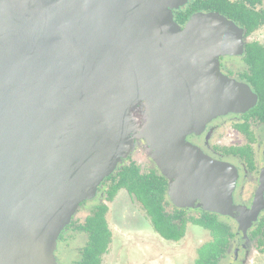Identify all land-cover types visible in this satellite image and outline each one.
Wrapping results in <instances>:
<instances>
[{
  "label": "water",
  "instance_id": "water-1",
  "mask_svg": "<svg viewBox=\"0 0 264 264\" xmlns=\"http://www.w3.org/2000/svg\"><path fill=\"white\" fill-rule=\"evenodd\" d=\"M188 0H0V264H57V240L142 141L179 207L228 216L245 236L264 208L233 203L236 171L186 137L257 103L219 71L243 29ZM145 108L142 125L132 113Z\"/></svg>",
  "mask_w": 264,
  "mask_h": 264
},
{
  "label": "trees",
  "instance_id": "trees-1",
  "mask_svg": "<svg viewBox=\"0 0 264 264\" xmlns=\"http://www.w3.org/2000/svg\"><path fill=\"white\" fill-rule=\"evenodd\" d=\"M263 2L264 0H189L184 8L173 12V17L175 23L180 27L184 26L194 14L217 13L243 28L245 35L249 36L264 25V14L256 11V7ZM241 62L245 66V70L240 75V79L247 83L257 96V103L243 116L244 123L234 127L247 138L249 143H252L249 123L264 125V46L255 42L246 44ZM223 151L225 154L246 155L247 157L252 153L249 145L225 148ZM244 161L250 166L251 157H245ZM103 186L108 187L106 201H112L120 189H126L130 194L134 193L150 217L154 230L165 240L180 241L184 237L188 222L209 231L211 241L197 250L194 264H219V260L225 256L234 238L230 227L217 220L215 215L203 214L199 218L184 220L180 219L178 213L173 216L166 214L164 210L165 181L152 173L142 174L134 162L121 165L115 174L105 179ZM106 213V206L101 205L85 218L83 224L75 228L78 232L88 235V242L81 252L80 264L101 263L100 258L110 242L105 219ZM174 221H177L178 224H175ZM72 226L73 223L65 230ZM250 237L256 241L258 251L263 253L264 216L250 233Z\"/></svg>",
  "mask_w": 264,
  "mask_h": 264
},
{
  "label": "rangeland",
  "instance_id": "rangeland-1",
  "mask_svg": "<svg viewBox=\"0 0 264 264\" xmlns=\"http://www.w3.org/2000/svg\"><path fill=\"white\" fill-rule=\"evenodd\" d=\"M258 39L264 41V32L261 33V37ZM229 70L231 74H234L236 71L234 67ZM144 112L145 108L141 105L132 113V116H134L139 126L144 123ZM222 121H224L223 126L225 130L222 146L225 148L244 147L247 141L232 128L234 122H240L241 120L238 118L233 122L228 119ZM256 126H259V130L254 134L256 141L254 142L255 144L251 146V149L256 152L258 156H261L262 153H264V125L257 124ZM129 162H134L139 167L142 174L149 172V170L154 169L156 166V162L152 160L145 144L137 139L132 140L129 153L118 164L115 172H117L121 165ZM115 172L113 174H115ZM99 188V192H101L105 190L106 187L101 184ZM100 196L101 194L97 192L92 200L84 201L82 205L78 207L71 220L73 226L68 230H64L63 239L60 240L59 245L57 240L54 256L55 259L57 258L58 260V257L62 255L63 260H61L60 264H80L81 252L88 242V235L78 232L75 228L83 224L85 218L89 216L100 203ZM118 198L119 199L112 203L111 210L109 209V211H111L107 214L109 220H107L106 217V222L110 224L108 227L111 228L112 239L107 254L102 257L101 264H194L197 250L202 245L211 241L209 231L194 225L187 226L185 237L180 242L175 243L166 241L153 231L149 218L138 204L134 203L136 206H132L131 203L128 202V204L123 206L122 210L123 198H120V196ZM103 200L104 198L102 201ZM129 206H132L133 209L131 210L128 208ZM189 208L196 210L187 213L191 214L190 216L198 218L201 215V213H199L201 212L199 211L201 208ZM164 209L166 214H173L174 208L169 203H165ZM261 212L264 213V208ZM124 217H127L125 218L126 220H124ZM221 217H227L221 218L219 221L230 227L231 232L234 234V238L225 256L219 260V264H264V253L260 254L256 252L253 246L254 242L250 239L251 231L249 235L242 236L237 231L238 224L234 219L228 216ZM113 218L114 220H111ZM253 227L254 226H252V228Z\"/></svg>",
  "mask_w": 264,
  "mask_h": 264
},
{
  "label": "flooded vegetation",
  "instance_id": "flooded-vegetation-1",
  "mask_svg": "<svg viewBox=\"0 0 264 264\" xmlns=\"http://www.w3.org/2000/svg\"><path fill=\"white\" fill-rule=\"evenodd\" d=\"M256 11H260L264 14V2L256 7ZM184 26H180L179 28L183 29ZM237 27H239V26H237ZM239 28H241V27H239ZM241 29H243V28H241ZM243 31H244L243 36L247 40L245 45L249 44V43H254V42L263 45L264 41L259 40L258 38H260L261 33L264 32V25L259 27L258 29H256L249 36L245 35L244 29H243ZM256 37H258V38H256ZM245 45H244V47H245ZM242 56H240V57H238V56L237 57L219 56L218 57L219 71L223 75H226L230 78H234L238 82L245 83L244 81H242L240 79V75H242V73H244V69H245V66L241 62ZM232 67H234V70H236L234 72V74H231V72L229 70ZM245 84H247V83H245ZM246 113H248V112H246ZM246 113H244V114L228 113L227 115L217 117V118L213 119L212 121H210L209 123H207L206 126L204 127V129L201 131V133L190 134L186 137L185 140L187 143H189L196 150L200 151L203 155H205L206 157H209L212 161L218 162V163H228L233 168H235L237 177H236V183H235V188H234V192H233V203L237 207H244L246 209H250L253 206V202L255 201L256 195L259 192L263 194V200H264V153H262L261 156H258V154L251 149L252 153H251V155H248V157L249 156L251 157V164H250V166H248L246 164V162L244 161L245 157L248 158L246 155L225 154L223 151L225 149V147L222 146L223 145V137L225 135L224 134L225 130H224V126H223L224 121H222V120L228 119V120L233 122V121H236L238 118L241 121L240 122H238V121L234 122L232 128L237 134L243 136L244 139L247 141V143L244 145V147L249 145L251 148V146L255 144L254 142L256 141V138L254 137V134H256V132H258V130H259V126H256L257 124H254L252 122L249 123V129H250L249 132L252 134V138H253L252 143H249L247 138L242 133H240L237 129H235V127H234V126L241 125L242 123H244V117L243 116ZM260 125H262V124H260ZM241 147H243V146H241ZM150 173L154 174L156 177H160L161 179H163L165 181V184H166V196H165L166 200H165V203H169L174 208L173 214H171L170 216L176 215V213H178V214H180V219L189 220L191 218H194V217L190 216L191 214H187V213H189L191 211H196V210H192L191 208H187V207L186 208L185 207H183V208L179 207L177 204H175L171 200L169 190H170V186H171L173 181L171 179L169 180L165 175H163L162 170L160 168H158L157 164L154 167V169L149 170V172H147L145 174H150ZM107 189H108V187H106L105 190L99 192L100 191V188H99V190L97 192L101 194L100 203L95 207V208H97L101 205L106 206L107 213H106L105 219L107 217L108 212H111V211H109V209L111 210L112 203L115 202L117 199H119L118 198L119 196H120V198H123L122 199L123 203L121 206L122 210H123V206L125 204H128V202L131 203L132 206H136L134 204V203H136L141 207V209L147 215L143 205L138 201V199L134 193L130 194L126 189H120L114 195L112 201H106ZM103 198H104V200L102 201ZM132 206L131 207L129 206L128 208H130L132 210L133 209ZM199 211H201V212H199V213H201L200 216H202L203 214H211V213L203 211L202 209ZM211 215H215L217 220H219L221 218H227V217H221V216L216 215V214H211ZM260 215H259L260 218L258 217V219H257L258 221L255 224H253L254 227L253 228L251 227L252 229L250 228L247 231L246 235H249V232L250 231L252 232L254 230L256 225L259 223L261 218L264 216V213L261 212ZM147 217L149 218V221L151 223L150 217L148 215H147ZM125 218H127V217H124V220H126ZM107 220H109L108 217H107ZM111 220H114V218ZM117 223H118V220H117ZM174 223L178 224L177 221H174ZM106 225H107V228H108V231L110 234V242L108 244L106 251L102 254V256L100 258L101 263H102V257L105 256L108 252V249L111 245V239H112L111 228L108 227V225H110L109 222H106ZM188 225H193V224L189 223V222L186 224L185 234H186V230H187ZM151 226H152V223H151ZM115 227H116V225H115ZM152 229L156 233L153 226H152ZM236 229H237V227H236ZM63 232L61 233V235L58 238V245H59L60 240L63 239ZM185 234H184V237H185ZM184 237L181 240H183ZM250 239H251V237H250ZM166 241H168V240H166ZM180 241H177V242H180ZM252 241L255 243V244L253 243V246H254L256 252L260 253L258 251V249L256 248V241L255 240H252ZM170 242H175V241H170ZM177 242H175V243H177ZM61 260H63L62 255H61V257H58V260L56 258L57 264H60Z\"/></svg>",
  "mask_w": 264,
  "mask_h": 264
}]
</instances>
